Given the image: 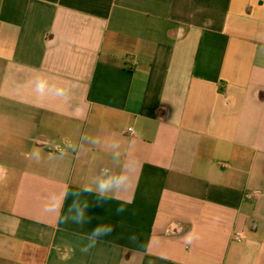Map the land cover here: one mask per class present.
<instances>
[{
  "label": "crops",
  "instance_id": "crops-1",
  "mask_svg": "<svg viewBox=\"0 0 264 264\" xmlns=\"http://www.w3.org/2000/svg\"><path fill=\"white\" fill-rule=\"evenodd\" d=\"M0 264H264V0H0Z\"/></svg>",
  "mask_w": 264,
  "mask_h": 264
},
{
  "label": "clouds",
  "instance_id": "clouds-1",
  "mask_svg": "<svg viewBox=\"0 0 264 264\" xmlns=\"http://www.w3.org/2000/svg\"><path fill=\"white\" fill-rule=\"evenodd\" d=\"M120 182L123 183V180H121ZM108 186L109 185L107 183L102 184L101 189L104 190ZM127 203H131V201H126L124 204H121L116 209L118 214L123 213L127 210L125 207V204H127ZM73 219H75L77 222H80L83 219V212L82 211L78 212L77 215L75 217H73ZM112 231H113V228L111 226H106V225L97 226L90 234L89 239L91 242L88 245L82 247L80 249L81 252L85 253V254L88 253L91 250V248L95 246L97 241L103 240L105 237L111 235ZM129 239L131 242H135L136 237L132 236V237H129Z\"/></svg>",
  "mask_w": 264,
  "mask_h": 264
},
{
  "label": "built area",
  "instance_id": "built-area-1",
  "mask_svg": "<svg viewBox=\"0 0 264 264\" xmlns=\"http://www.w3.org/2000/svg\"><path fill=\"white\" fill-rule=\"evenodd\" d=\"M129 132L132 134V130L130 129ZM243 239V236L242 234H237L236 237H235V240L236 241H241Z\"/></svg>",
  "mask_w": 264,
  "mask_h": 264
}]
</instances>
